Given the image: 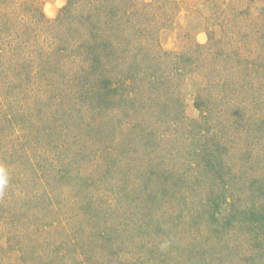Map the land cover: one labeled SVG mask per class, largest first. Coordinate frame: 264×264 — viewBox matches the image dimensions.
I'll return each instance as SVG.
<instances>
[{"label": "trees", "instance_id": "trees-1", "mask_svg": "<svg viewBox=\"0 0 264 264\" xmlns=\"http://www.w3.org/2000/svg\"><path fill=\"white\" fill-rule=\"evenodd\" d=\"M119 1L121 7H116L115 2ZM205 1L209 3L206 9L196 8H212L211 15L207 18L208 23L212 24V16L215 20L220 19L218 15H225L224 11L231 10L235 0H225L223 4L221 0ZM172 2L68 0L56 19H48L38 0H33L32 3H26V0H0V171L6 179L2 190L0 189V192L3 191L0 203L7 200L14 205L19 203V208L25 207L28 212L39 211V219L45 221L46 209L60 198L61 205L72 201L69 206L71 208L74 204L88 205V200L100 193V206H106L107 214L108 210L115 207L114 204L110 206L113 203L110 193L114 192L122 202L126 197H134L139 183H148L154 179L153 174H149L154 170L152 166L143 168L142 165L133 164L134 159L130 156L136 158V149H125L123 145L126 141L123 136L126 127L133 130L151 116L148 117V112H142L141 115L137 113L139 119L136 120L139 122H135L126 120L122 115L128 116L129 113H134L133 110H144L145 104L151 102L154 104L151 111L159 110L160 116H165L167 112L168 117L173 116L172 134L182 137L185 130L192 135L189 134L193 142L198 138L202 143L201 150L196 154L202 155L182 164L190 174L189 177L180 172L179 176L173 175L174 183L168 171L159 179L158 187L154 181L153 184L143 183L147 186L142 189L154 193L151 197V212L156 211L159 218L163 208H167L176 224H182L184 204L188 203V198L192 199L183 182L195 179L191 176L192 170L199 169V177L205 182L201 191L204 190L206 200L202 202V207L197 205L199 215L194 217V221L214 223L207 230L208 244L202 250L204 254L207 253V262L233 264L229 258L236 254L239 256L236 263L258 264L254 255H243L242 251L252 243L253 231L256 232V237H264V227L258 229L260 225L257 222L258 218H262L264 226V203L257 195L252 198L249 194L237 193L236 188L240 183L242 187L249 186L244 176L246 170H238L242 168L239 167L236 171L224 159V128L237 123V115L240 118L243 114L242 108H237L233 121L227 118L228 121L215 119L216 108L222 107L218 106L219 99L222 97L221 103L225 102V92L235 89L240 90L242 95L246 93L257 97L264 94V61L260 63L256 60L254 63L263 66V69L257 68L252 72L249 71L253 68L250 66L252 63L247 58L244 59V64L241 61L237 64L242 67L239 70L235 69L233 63L234 70L223 62L218 64L220 49L194 43L185 27L181 28L180 34L176 32L182 48H166L161 36L164 31H172L180 19V13ZM189 10L196 13L195 10ZM226 13L224 30H227V24L232 23V19H227L232 17V13ZM235 20L229 28L240 32L243 20L238 16ZM77 51L81 52L77 54ZM235 55L236 59L242 57L240 52L232 56ZM73 59L74 62L83 63L75 71L71 67ZM87 61L91 66L84 65ZM109 63L112 65H108ZM146 65L149 69L148 82L140 83V79L137 81L135 77L139 76L141 68ZM97 67L101 71H96ZM78 69L84 73L79 74ZM168 82V89L172 84L174 89L178 86L184 88L187 82L195 87L190 96L200 113L196 119L197 125L188 121L182 123L179 110L185 107V103H181V107L178 105V93L167 95L166 98H170L172 103L167 100L165 103L157 102L162 99H158L156 91L161 86L166 87ZM213 88L218 90L217 94L209 91ZM27 94H30L26 97L28 100L40 97L38 116V112H30V102L23 99V104L18 105L21 102L12 101V98ZM46 101L51 103L48 112L52 119L39 116L42 103ZM181 102H186V99ZM170 106L172 109H169ZM114 107L116 108L113 109ZM101 111H107L105 116ZM94 116L99 117L98 123L102 122L97 127V134L92 133V129L98 124H93ZM145 123L142 128L149 129ZM12 127H15L14 132ZM114 129L117 134L113 132ZM85 133L91 135L90 138H95L90 140L91 147L87 148L89 152L99 156L93 160L94 163L74 160L81 149L78 143L84 146L78 140ZM42 136L49 138L46 143L40 140ZM150 136L141 135L138 141L140 146L144 143V149L152 147L148 151L144 150L147 157L148 153L155 154L156 157L157 144L153 141L147 143ZM201 157H204L205 162L200 161ZM161 164L166 165L165 158ZM11 196L15 197L13 202L10 201ZM149 201L150 199L145 203L150 207ZM199 201L201 200L197 199ZM201 214L203 220L200 219ZM156 220L158 221L152 217L148 222L133 227L137 242L135 250L131 251H136L138 263L130 264H145V259L151 256L154 261L149 262L148 259V264H174L178 256L183 257L184 252H191V248L176 241L178 230H163ZM147 225L148 230L144 231ZM102 239L100 236L99 242L104 243ZM106 246L107 249L102 252H98L97 248L85 251L81 258L82 264H122L115 263L117 258L120 259L116 248ZM101 258H106L107 261L100 262ZM47 259L51 261V257Z\"/></svg>", "mask_w": 264, "mask_h": 264}, {"label": "rangeland", "instance_id": "rangeland-1", "mask_svg": "<svg viewBox=\"0 0 264 264\" xmlns=\"http://www.w3.org/2000/svg\"><path fill=\"white\" fill-rule=\"evenodd\" d=\"M32 1L33 0H26V3H32ZM38 1L48 19H56L61 8L68 2V0ZM143 1L153 3L157 0ZM171 1H173L172 3L176 6L178 13H180V19L178 20L176 27H173L172 31H164L161 36L162 43L166 48L176 50L182 48V44H180V39H178L176 32L180 34V31L182 30L181 28L185 27L189 30L194 43L206 45L207 48L211 46V48L218 47V49H220L221 55L217 60L218 64L223 62L224 65L231 66L234 70V67L232 66L233 63L235 69L239 70L241 66L237 64L240 61L244 64V59L247 58L250 59L249 63H252L250 66L253 67L249 70L250 72L257 68H261L260 70L263 69V66L260 67L254 62H256V60L260 61V63L264 61V1L235 0L232 4L231 10L224 11L225 15L224 13L218 15L220 19L215 20V17L213 18L212 16V24L208 23L207 20L208 16L211 15L212 8L209 10H199L196 8L203 7L206 9V6L209 4L208 1ZM221 1V4H223L225 0ZM115 5L116 7H121V2H115ZM217 6L218 5L214 6L215 12L217 11V8H215ZM189 9L196 11V17ZM228 11L232 13V17H228L227 19H232V23L236 21V16L242 18L243 23H240V27H242L240 32L229 28L232 23L230 25L227 24V30H224L223 22L226 18H224V16L227 15L226 12ZM238 13H240V15H238ZM212 25L213 29L211 28ZM243 28L246 29L243 30ZM209 32L213 34V37L210 36ZM78 52L81 51H77L76 53L78 54ZM236 52L242 54L241 59H236V55L232 56ZM229 54H231V56ZM85 55L87 56L86 53ZM90 64L91 63H88V61L84 63V65L88 67L91 66ZM82 65V62H74V59L71 62L73 71L76 70L77 66ZM102 65L103 63L101 66ZM108 65H112V63H109ZM143 67L141 68L139 76L135 77L137 81L140 79V83H143L144 81L148 82L147 73H149V69L147 65ZM96 71L101 70L97 67ZM83 73L84 71H79V74ZM232 79H234V77ZM204 83H206V81H204ZM168 84L169 82L166 87L161 86L160 90L156 91L155 95L158 99H162L157 102L160 101L165 103L166 100L171 102L172 100H170V98H166L167 95L171 96L172 93H178V96H176L179 99L178 105L181 107L183 105L181 103H185V107H182V109L179 110L182 115V123L188 121L190 124L197 125L196 119L200 113L195 108V105L193 104L194 100L191 99L190 96L194 93L191 91H194L195 87L187 82V85L184 88L178 86L174 89L172 84L171 88L168 89ZM146 90L151 92L149 89ZM209 91L215 94L218 93V90L215 88L210 89ZM225 94H227L224 96L225 102L221 103V100L223 99L222 97L218 101L220 102V105L218 106L222 107L219 108L217 106L215 120L223 121V119H225L228 121L227 119H229L233 121L235 113L237 114L236 110L239 107L242 108L243 114H241L240 118L237 115V123L229 124L226 129L224 128V134H222L225 141L224 149L226 151L224 159L227 163L232 165L234 170L239 167L242 168L238 170H246L244 176L245 180L249 182V186L247 185L246 187V185H244V187H242L240 183L239 187L236 188L238 189L236 190L237 193L239 195L246 193V195L249 194L252 198L257 195L264 203V103H256L257 101L264 102V94L257 97L246 93L242 95L240 90L235 89L230 90L229 93L225 92ZM28 95L30 94L23 96L19 95L17 98H12V101L21 102L18 105L23 104V99L30 102V105L28 106L30 112H38V116L39 111L37 110H39L40 97L28 100L26 98ZM185 99L186 102H181ZM49 107H51V103L48 101L42 103V112L39 115L40 118L46 116L48 119H52V115L50 116L48 112ZM152 107H154V104L148 102L143 108L145 111L133 110L134 113H129L128 116L122 115L121 113L120 115L124 116L126 120H135V122H139V120H136L139 119L137 113L139 115H141L140 113L142 112L150 113L148 117L151 116V118L144 119L145 121L139 125L140 128L137 127L133 130L131 127L125 128V135L123 137H125L126 140L123 139L126 142L123 146H125V149H136V158L130 156L131 159H134L133 164H138V166L142 165L143 168L145 166L153 167L154 171H151L152 173L149 174H153L155 180H150L148 183L145 181L139 183V186L136 187L135 196L132 198L126 197L123 199V202L113 194L114 192L110 193L111 202H113L110 203V206L114 204L115 207L112 208L113 211L108 210L107 214L105 213L106 206H100L102 200L100 193L89 199L88 205L83 204L81 206H75L74 204L71 208L69 206L72 201L61 205V198L55 200L53 206L46 209L47 213L45 214V221L39 219V211L36 213L35 210L28 212V209L25 207L19 208V203L14 205V203L11 204L9 200L0 203V264H82L81 258L85 251L90 248H97L98 252H102V250L107 249L106 245H112V248H116V253L120 254V259L117 258L115 263H138V255L136 254V251L133 253L135 250L134 245L137 242V240L134 239L136 234L133 227L148 222V219L152 217L158 219L156 222L162 225L163 230H168V232H170L171 228L178 230L179 233L175 237L176 241L181 244L184 243L185 246L192 249L190 253H188V251L184 252L183 257L178 256L174 264H209L206 258L207 253L204 254L202 250H205L204 247L208 244L207 237L209 234L207 230L209 226H213L214 223H212V221H194V217L199 215V207H197V205L202 207V202L206 200L204 199V190L201 191V189H204L205 187V182L199 177L201 174L200 170L194 168L192 170L193 174H191L193 178L198 180L190 179L183 182L184 188L189 190L192 199L188 198V203L186 205L184 204L185 210L183 209L181 215V221L183 223L180 225H177L176 220L169 215L170 212L167 208H163L161 211L162 214L159 218L156 216V211L151 212V197L154 193H151L148 189H142L147 186L143 183L153 184V181L155 186L158 187L160 184L159 179L167 174L168 171L169 174L172 175V181L174 183L175 178L173 175L179 176L180 172L186 173L189 177L190 174L186 168L183 167L185 165L182 164L187 161L196 160L197 157H200L198 156L199 154L202 155V153L196 155L198 150H201L202 147V143L198 138H195V142H193V138L191 139L189 136L190 133L185 130L182 137L175 133L172 134L171 128L174 127L171 125L173 116L170 115V117H168L167 111L165 116H160L158 113L159 110L151 111ZM115 108L116 107L113 109ZM169 109H172V106H170ZM130 110L132 111V109ZM101 113L104 115L107 111H101ZM34 114L36 117V113ZM93 119V124L98 123L99 117L94 116ZM70 122L73 124V121ZM144 122H146L145 124L149 129L142 128ZM48 123L45 122L47 129H49L47 126ZM101 124L102 122L98 123L92 129V133L97 134V127L101 126ZM181 126H184V124H181ZM11 130L14 132L15 127H12ZM219 130L220 129H217V131ZM115 131L116 129H114L113 132L117 134ZM141 135H151L150 140L147 143L153 141L157 144L156 157L155 154L153 155L152 153L151 155L148 153L147 157L145 151H148L149 148L152 149V147L144 149V143L140 146L138 140ZM90 137L91 135L88 136V133H85L82 138H79L78 141L83 142L84 146L82 147L81 144L78 143L81 149L77 152L74 160L80 159L88 161L89 163H94L93 160L99 158V156H95L94 153L87 150L88 147H91L89 146L90 140L95 139ZM48 139L49 138L42 136L40 140L46 143ZM141 149L143 150L140 151ZM101 156H103V153ZM163 158L166 159L165 166H162L161 164ZM200 161L205 162L204 157H201ZM155 169H159V171H155ZM128 177H131V180H133V177L129 174ZM2 193L3 191L0 192V195ZM14 199L15 197L11 196L10 201L13 202ZM149 199L150 207L145 203V201H148ZM197 199H200L201 201L197 202ZM81 208H84L85 211ZM17 212L19 214H17ZM189 214L190 217H188ZM128 216L131 218L128 219ZM200 219L203 220L202 214ZM257 222L260 225V228L258 229L261 230V227H264L262 218H258ZM147 230L148 225L145 227L144 231ZM255 233L256 232L253 231L251 234L252 243L250 242L243 249L242 254L245 255L251 253L252 256L254 255L255 261L258 262V264H264V237L262 239L261 237H256ZM100 236H102V240L105 241L104 243L99 242ZM107 240L109 241L108 243ZM100 245L105 246L98 247ZM139 245H142V243L139 242ZM132 249L134 250L131 251ZM159 255L162 254L159 253ZM49 257H51V261L49 260L50 263L47 259ZM238 258L239 256L234 254L230 255L229 259H232L231 263L233 264H241L235 262ZM148 259L149 262L154 261L153 256ZM148 259H145V264H148ZM106 261V258H101L100 260V262ZM243 262L244 261L242 260V263Z\"/></svg>", "mask_w": 264, "mask_h": 264}, {"label": "clouds", "instance_id": "clouds-1", "mask_svg": "<svg viewBox=\"0 0 264 264\" xmlns=\"http://www.w3.org/2000/svg\"><path fill=\"white\" fill-rule=\"evenodd\" d=\"M6 183V179L2 173V171H0V188H2Z\"/></svg>", "mask_w": 264, "mask_h": 264}]
</instances>
